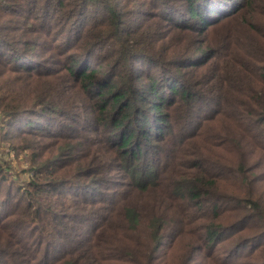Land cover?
<instances>
[{"label":"trees","instance_id":"trees-1","mask_svg":"<svg viewBox=\"0 0 264 264\" xmlns=\"http://www.w3.org/2000/svg\"><path fill=\"white\" fill-rule=\"evenodd\" d=\"M184 1L200 38L150 58L155 77L133 61L162 7L145 30L114 4L96 11L107 0H0V153L29 162L18 182L0 156V264H264V0ZM115 168L128 184L111 198ZM149 190L197 216L148 213Z\"/></svg>","mask_w":264,"mask_h":264},{"label":"rangeland","instance_id":"rangeland-1","mask_svg":"<svg viewBox=\"0 0 264 264\" xmlns=\"http://www.w3.org/2000/svg\"><path fill=\"white\" fill-rule=\"evenodd\" d=\"M113 1L114 0H107V3H105L106 4L105 6L103 3V5L101 6H104V8H101V6L95 7L96 11L106 10L109 4H114L115 8L118 9V7H120V9H122V11H124L127 14V17H125L126 22L129 19L128 16L131 15L132 16L131 19L134 21V23L136 25L141 23L143 28H145V30L149 25L153 23L152 16L154 15L155 11H157L161 7H162V11L163 12L166 11V14L169 15L167 19L156 23L154 28L150 30L151 42L146 44L144 47H142V54L145 55L146 57L144 58L141 55V56H137L136 59H134L136 61L137 60L139 61V62L133 61L134 70H140L144 74L146 73V71L149 70L156 77L158 74L156 72L158 65L154 60L150 58L156 59L158 61L168 62L171 59L170 56L172 54H176L180 52L182 48L190 47V46L195 47L194 41L200 38L199 33L194 34L193 32L192 35H186L185 29L186 27L188 28L190 27V26L185 25L186 23H189L187 20H186V23L184 22V17H186L187 12L185 11L183 13L179 12V9L188 6V3L190 2H186L184 0H116V2H113ZM196 3L197 1H193V5H196ZM92 16H95L94 10L92 11L91 14L87 15V18H82V21L80 24L82 23L85 24L86 22H84V20H88ZM141 17L144 20L142 22H141L142 19L140 20ZM80 24H78L76 27H78ZM191 51L192 50H190V52ZM95 52L98 53V51H95ZM197 54H201V53H197ZM181 56H183V54L180 53V55L176 54L175 57L180 58ZM199 58L200 57H198V59ZM141 82H143L142 84H144L145 79L142 80ZM73 112L74 114H72L71 116H72V123L74 124V126H78L79 124H84L85 122H84L83 117L85 116L87 119L86 113L81 109H78L77 111H73ZM203 112L206 113V109H204ZM206 114L201 112V116H204ZM87 115L90 116V118L92 117L91 112H88ZM79 117L81 119H79ZM63 122H64V119L63 118L60 119L58 122V126H60ZM55 125H56V121L55 120L51 121L49 124L50 129L51 130L56 129ZM89 127H90L89 130L83 132V135L81 138L84 139L83 141L86 144V146L89 145V146L95 147L97 146V143L95 140L100 139L101 134L98 131H94L91 126ZM153 129L154 131H157L156 127H154ZM1 140L4 141L5 139L2 138ZM154 141H152L153 145L148 146L146 149L147 151L158 153L159 150L157 149V146H156L157 141L156 142ZM17 151L18 150L16 149H14L13 151L9 149L5 153L1 151L0 156H2V158L7 163H10L13 169V172H14V175H13L14 179L17 180L18 182L20 181L23 182L24 180H27V177H28V173H27L28 166H29L28 157H27L28 152L26 151V153L23 155L24 152L22 151L17 152ZM154 159L156 160L161 159V161L164 160L163 156L161 155L154 156ZM106 178H108V181L105 183V185L108 186L109 188L108 190H106V192H109L110 194H114V196H111V198L121 196L120 192H117V191L119 189H125L128 184L126 183L127 180H125L124 178V170L122 168H115L111 173H109L106 176ZM168 181L169 180H167L166 183ZM159 182H160V185L163 184V181H159ZM166 189H167L166 184L161 187V190L163 191H165ZM149 192L152 195L149 197V200H148V206H147L149 208L148 213L152 211L158 215H161L162 213H164L167 219V218L172 217L175 214L176 210H178L181 205L185 211L184 215L187 219L193 218L194 216H197L198 214V211L196 210V208L192 206V204L188 200L186 201V199H184L183 201H180V200L170 201L167 204V207L173 206V207H169L171 210L168 209L166 211L165 209L167 207L164 205L160 208H156V205H153V198L156 192H152V190H149ZM0 197H2V194L0 195ZM2 210H4V207L0 205V211ZM180 213L183 214L182 211H180ZM203 224H205V220H202V223L199 225L197 224V222H195L193 225L197 227L196 230H201ZM148 225H149V221H145V223L140 228L141 230L139 231V233L141 237L144 236V232H147V231L149 232L150 228L148 227ZM56 241L59 242L60 240L55 238L52 240L51 244H54V242ZM51 247H54V245L50 246V248ZM215 255H218V253H215ZM220 258L221 257H215L216 260H220Z\"/></svg>","mask_w":264,"mask_h":264}]
</instances>
